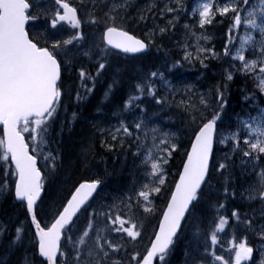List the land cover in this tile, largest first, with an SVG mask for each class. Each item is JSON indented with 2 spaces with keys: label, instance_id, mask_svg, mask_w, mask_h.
<instances>
[{
  "label": "snow or ice",
  "instance_id": "obj_1",
  "mask_svg": "<svg viewBox=\"0 0 264 264\" xmlns=\"http://www.w3.org/2000/svg\"><path fill=\"white\" fill-rule=\"evenodd\" d=\"M186 7V0H143L142 6L140 0H51L45 8L39 7L38 0H0V160L4 161L0 193L23 209V219L17 217L11 224L0 220V246L9 254L20 250L19 258L9 264H168L185 226L192 223L206 191L212 188L213 177L221 182L218 195L223 201L209 202L215 209L211 228L205 229L199 255L186 249L189 259L185 264H242L252 258L254 248L246 234L239 239L233 235L229 251L234 256L217 255L218 233L230 218L264 242V0L259 7L252 0H203L194 7L192 22L182 25L186 35L197 39L194 49L186 42L180 44L183 55L165 64L164 71L157 69L134 81L122 106L112 113L118 117L117 123L107 127L102 121L91 124L92 138L80 152L81 168L90 175L74 181L69 177L57 196L48 194L52 177L62 166L59 148H51L59 141H52L51 135L58 120L56 136L64 131L66 121L60 116L67 107L65 98L72 99L74 92L75 103L84 102L101 81L114 50L132 56L154 45L159 50L156 40L177 28ZM41 19L47 22L44 29L30 26ZM225 20L223 53L200 43L211 39L205 34L207 26ZM147 21L151 27L144 23ZM133 24L148 27L142 38L133 33ZM86 25L99 31V39H93L83 51L91 63H69L67 46L82 47ZM64 26L71 34L57 38ZM242 27L244 35L239 36ZM222 57L231 60L222 68L221 78L195 101L190 86L185 85V98L176 103L186 114L190 130L188 147H184L176 132L152 124V117L159 113H149L143 98L150 97L163 111L176 102L180 91L166 72L185 63L207 68L206 61ZM237 75L244 78L245 86L254 85L251 92L245 87L243 99L256 115L237 114L234 129L221 128L229 87ZM157 81L167 85L164 91ZM118 83L113 77L104 100ZM128 112L139 114L128 120L124 115ZM78 116V112L72 113L73 118ZM97 136L100 148L107 152L131 151L134 158L143 157V177L133 173L126 189L112 194L110 200L100 196L104 179L90 167ZM218 146L228 150L217 156ZM182 147L183 158L169 182L170 161ZM236 157L241 175L252 177L239 191L231 171ZM161 196H165L164 204L157 209L155 202ZM237 197L259 201V222L254 213L236 207L229 212L228 201ZM221 211L229 215H220ZM153 217L156 223L147 242L137 247L144 240L146 222Z\"/></svg>",
  "mask_w": 264,
  "mask_h": 264
},
{
  "label": "rangeland",
  "instance_id": "obj_2",
  "mask_svg": "<svg viewBox=\"0 0 264 264\" xmlns=\"http://www.w3.org/2000/svg\"><path fill=\"white\" fill-rule=\"evenodd\" d=\"M202 2H203V0H186L187 7L185 9V12L182 14V18H181V20L177 26V28H179V29L176 32V36L178 37L179 41H177V39L171 40L172 38H174L172 33L167 35L168 37H166L165 39H162L158 43H157L158 39L156 40V45H160L161 49H163L165 46L169 45L171 50L176 51V53H175L176 58L175 59H178L183 55V51H182L181 47L179 46L180 44L186 42L188 44H191L193 46V49H194V47L197 43L196 38L186 35L185 29L182 27V25L186 22L187 23L192 22V16H191V15H193L192 9ZM50 3H51V0H38V5L40 8L49 7ZM142 3H143V0H140L141 6H142ZM256 5H257V7H259L261 5V1H259ZM188 8H191V10L189 13H186ZM130 12L134 14V9H130ZM144 23H146L148 25V27H151V21H147ZM219 24L222 25L223 23H219ZM46 26H47V22L43 19L31 23V27L35 30H42ZM148 27H144L143 24L142 25H135V24L132 25V28L136 29L137 31H139L141 33L146 32L148 30ZM219 31L224 36L225 30L220 29ZM71 32L72 31L60 29V31L56 35H57V38H62V37H67L68 35L71 34ZM216 32H217V29L215 30L214 25L207 26V28L205 30V34L209 35L211 37V39L208 42L201 41L200 43L207 46V47H214L218 53H223L224 45L227 43V39L223 41V38H221L219 34H216ZM90 33H91V35L88 37L85 35L86 40L81 42L82 47H80V46L73 47L72 45L67 46V54L66 55H70L69 57H73V58L76 55L75 56L76 59H84L85 60V58H82L83 57V51L88 50V47L92 43L93 39H96V40L99 39V33H96L95 28H92L90 30ZM199 35H200V32H199V30H197V37H199ZM242 35H244L243 27L239 30V36H242ZM254 35H255V33H254ZM256 38L259 39V36L257 35ZM215 41H216V43H215ZM237 43H238L237 44V46H238L239 45L238 39H237ZM217 46L219 47L218 49H217ZM156 51L160 52V49L158 50V48H157ZM77 53H79V55H77ZM233 55H235L234 49H233ZM226 58L227 57H222V59H219V60L210 59V60L206 61V63L208 64L207 68L202 67L199 63L192 64V65L185 63L181 67L179 72H175V71H172L171 73L166 72V76H167L168 80L171 82V84L174 85L176 88L180 89V91L176 94L175 100L177 102H179L180 99L185 98L184 97V86L185 85L190 86V88H191V91L193 93L191 99H195L200 93L205 92L212 84H214L216 81L219 80L217 78H221V72H222V68L224 66H220V64ZM121 59H126V58H120L118 55H113V54L111 55V57H110L111 66H108L107 70L105 71L107 74H109V76L110 75L116 76V74L118 72L117 71V67L119 65L118 62ZM149 59H150V57H148L144 61L140 57H137V58L135 57V58H127L126 60L129 62V64H131L135 73H137L139 75V78H141V77L146 76L151 71L157 70L156 68L159 66L157 60L150 59V61H149ZM160 60L158 59V61H160ZM155 65H156V67H155ZM158 69L161 71H164L165 70L164 65ZM157 87L161 91H164L166 89L167 85H165L162 81H157ZM170 97H169V99H170ZM108 102L111 105H109V107L107 106V108H112L111 113L115 112L117 109H119L122 106V103H119L117 101L110 102L108 99ZM145 107L147 108V106H145ZM149 107L152 109V111H148L149 113H152V112H158L159 113L158 115L152 117V124L153 125H159L162 128H164L165 130L174 131L180 136L182 141H185V142L187 141L188 138L186 137L187 136L186 133L185 132L183 133L177 125L172 126V125H170L169 119L164 118V117L160 118V114H162L164 111H166L167 115L171 118V120H174L175 116H177L176 112L180 113L181 112L180 110L176 109V111H175V109H173V108H170V109L165 108L163 111H161L159 106H156L153 104L148 105V109H149ZM138 114H139L138 112H128V113H125L124 115L128 120H132L134 118V116L138 115ZM98 116H99L98 121H102V122L104 121L102 123L103 127H107L109 124H116L117 123L118 117H116V116L102 115L101 113ZM62 120H65L67 123V120L65 118H63ZM94 121H96V119L93 120V119H90V117L86 118L85 114L83 115L82 112L80 113V117L78 118L76 125L77 126L81 125L83 128L82 127H78V128L76 127L77 130L78 129L79 130L77 132L75 131V133L72 134L73 136L77 137V139H75V141H74L73 154L71 156H69V154L65 151L64 142H65L66 137L65 136L64 137H57L56 136L57 131L52 130L51 140L52 141L58 140L59 143L58 144L52 143L51 148L53 151H54L53 145H55L56 148H59L62 166H61L59 172L55 175V177H52L51 184H52L53 190L50 193H48L49 196H51V197L57 196L59 188L61 186L65 185V183L69 180V177L71 178V180L74 181V180L80 179L81 177H84L86 175H88V176L90 175L89 172L84 171L81 168L80 152H81L82 147L88 146L89 140L92 138V134L94 131V129L90 130V127L87 126L86 124H88V123L92 124ZM73 122H74V118L72 117L71 123H73ZM66 127H68V126H65L64 131L66 130ZM69 134H71V133H69ZM72 135H68V138H70V140L73 138ZM94 140H95V138H94ZM0 154H2V153H0ZM122 154H124V153H122ZM122 154L120 156L122 158H125L126 156L122 155ZM145 154H147V150H145ZM66 156L68 158H66ZM99 156H101V155L95 153V157L93 159H91V161H90V167L93 170H95L96 172H98L100 174V176L103 177V179H104V185H103V188L101 190L100 196L104 197L105 199L110 200L112 194L121 192L124 189H126V187L128 186L129 180L127 179L125 173H129L130 169L126 170L125 166H126V164H128V162L125 159L121 160L123 167L122 166L116 167V164L113 165V162L111 160H109L108 162H105V163L102 161V159L99 160V158H98ZM174 158L176 159L177 155ZM174 158L170 161V164H169V172H170L169 177H168L169 182L172 179V174L175 173V171H176L175 170L176 162L174 161ZM142 159H143V157H140L137 160L131 158V160L129 161V165H132L133 167L136 166L137 168L141 167L144 170V166L141 163ZM2 162H4V161L0 160V166L3 165ZM102 162H103V164H102ZM105 169H107V172H105ZM142 174L144 175V171L142 172ZM143 175L140 177H143ZM163 200H165V196H161L160 199H158L155 202L157 209H159V207L163 205ZM2 208H3V206H2ZM227 208L229 209V212H230L232 207H230V204H229V205H227ZM2 212L3 211L0 210V220L4 221L3 217H2ZM14 221H15V219H14ZM155 223H156L155 217L151 218L147 222L148 227H147L146 232H145L144 240L140 242V244L142 246H144V244L147 242L146 238H147L148 231L151 230V232H152ZM233 228H234V230L232 231L233 233H231L232 229L229 227V224H228L225 226V229L222 232L218 233V236H219L221 242H219L215 248L217 255H225L226 258H231L232 256H234V253H231L229 251V249L231 247L230 241L232 240L233 235H235L237 237V239H239L240 232L238 231L237 225H235V223H233ZM198 230H200V229H198ZM193 237H194V241H193L194 248L192 247V245L191 246L187 245L188 238L193 239ZM7 239L8 238L5 237V245L7 244ZM179 239L180 240H177L178 241V247H176V249L174 250L173 253L176 257L175 261L177 264H185V261L187 259H189V257L185 256L186 249L192 251L193 255H199L198 253L200 251H202V247H203V244H204L206 238H197L196 236H193V233L189 232L187 234H181ZM207 243L209 245H211L210 240H208ZM222 249H224V251ZM17 251L14 254H9L6 247L0 246V264H9L10 261L17 260L20 256V250H17ZM246 262L247 261H244V262H242V264H246Z\"/></svg>",
  "mask_w": 264,
  "mask_h": 264
},
{
  "label": "trees",
  "instance_id": "obj_3",
  "mask_svg": "<svg viewBox=\"0 0 264 264\" xmlns=\"http://www.w3.org/2000/svg\"><path fill=\"white\" fill-rule=\"evenodd\" d=\"M259 1H261V0H252V3H254L256 5ZM219 23L220 22L218 21L215 25V30L217 29L216 34H219L220 37L223 38V41H224L227 39L228 23H227V20H225L222 25ZM132 29H133V33H135L139 36L141 35V32L137 31L134 28H132ZM220 29L225 30L224 36H223V34L220 33V31H219ZM238 35H239V32H238ZM166 37H168V36H165L163 39H165ZM173 39L174 38H172L171 40H173ZM160 41H161V39H158L157 43ZM156 49H157V47L155 45L152 46L150 49V52L147 54H142L140 56V58L143 59L144 61L148 57H150V59L157 60L159 66L156 69L161 68L165 64H171L175 60L176 51L171 50L169 45L165 46L163 49H161V47H160L159 48L160 52H157ZM150 59H149V61H150ZM158 59H161V60L158 61ZM230 60H231V57H227L223 61L222 65L220 64V66H224L223 68L228 67V63ZM87 63H91V61H87ZM118 63H119V66L117 67V69L119 68V71L117 72V76H114V77L118 78L119 83L116 84L112 89V94L109 98L110 102L111 101L121 102L122 100L119 98L124 94H126V96H127L129 94V92L131 91V87H130L131 84L134 81H137L138 79H140L139 75L137 73H135L131 64H129V62L126 59H121ZM155 67H156V65H155ZM180 69H181V67L174 69L173 71L179 72ZM105 73H104L103 77L101 78V81L97 84L93 93L91 95H89L83 103L79 104V107L81 109L79 111H80V113L82 112L83 115L84 114H86V115H89V114L99 115L101 112H105L106 114L111 113L110 109H112V108H107V106L109 107V105H111V104L108 102V100L104 101L103 94H104L105 89L107 88V85L112 81L113 78H111V77L108 78L106 76L107 74H105ZM72 79H75L74 74L72 76ZM217 79H220V78H217ZM89 87H91V85H89ZM245 87H247L248 92H251L254 85L251 82H249L247 84V86H245L244 78L237 75L234 79V82L229 87V91L227 94L229 103L226 105L225 111L222 114V122L220 125L221 128H225V129L233 128L234 129L236 126L237 114H240L241 116H243L245 112H251L252 115H256V112L252 108L250 102L245 101L243 99V97L247 94V92L244 91ZM73 96H75L74 92H73ZM143 100H144V106H147V109H148V105H150V104L155 105L150 97H144ZM170 100H171V97H170ZM195 100H196V98L192 99V101H195ZM65 102L70 107H73V102H74L73 98L72 99L65 98ZM176 103H178V102L177 101L173 102L170 104L169 107H167L168 109L173 108V109H175V111H176V109L181 111L180 113L176 112L177 116H175V119L172 120V123H173V125H177L183 133L185 132L187 135L186 137L189 138L190 130H188V127H187L186 114L184 113L182 108H178L176 106ZM262 104H264V102H262ZM97 109H100V111H97ZM148 111H152V109L149 107ZM165 115H167L166 111H164L162 114H160V118H163ZM78 127H82V126L80 125V126H77V128ZM77 128L75 130L76 132L79 130V129L77 130ZM75 131H73V132L71 131L72 132L71 134H69L70 132H66L64 134V136L66 137L65 142H64V147H65V151L69 154V156H71L73 154L74 141H75V139H77V137L72 135L75 133ZM68 135H72L73 138L70 140V138H68ZM96 141H97V137H95L94 142H96ZM184 147H188L187 142H185V141H184ZM218 147L220 148V151L217 152V156L220 155L221 151H225V149H226L223 146H218ZM182 149H184V148H182ZM122 155H125L126 157L125 158L121 157V159L118 160L117 163H113V165L116 164V167L122 166V161H121L122 159H125L128 162V164H126L125 168H126V170L130 169V171H129V173H125V172L124 173L126 174V177L129 180L128 183H130L133 179V173H136V175L138 176V170L135 168L136 166L133 167L132 165H129V161L131 160V158H133V159H136V158H134L132 156L131 151L126 153V154L124 153ZM104 157H105L104 155H101L98 158H99V160L102 159V161H103ZM66 158H68V157L66 156ZM182 158H183V153L181 152L179 155H177L175 170L180 165V161ZM112 159H113V157H112ZM102 164H103V162H102ZM231 171H232V175L235 179V184L237 186L238 191L241 190L243 187H246L248 182L252 179V177L241 175L242 166H241L239 157L235 158V163H234V166L231 169ZM53 177H55V176H53ZM220 183L221 182L218 178L213 177L212 188L208 189L206 191L204 203L196 210V214H194L192 223L185 226V229H184L182 234H187V233L191 232V233H193V236H196L197 238H206L207 232L205 231V229L211 228V221H212L213 217L215 216V209L212 207L211 203H209V202H216L217 200L223 201V197L218 195V190L220 189ZM52 190H53V188H52V184H51L48 188V193H50ZM209 193H211V195H209ZM0 203H1L0 204V210L3 211L2 217L6 223L11 224L14 221V219H16L17 217L19 219H23L22 207L19 204H13L11 198H6V194L0 193ZM163 204H164V200H163ZM229 204H230V207H232V208L236 207L243 212H248L249 214L254 213L258 218L257 222H259V220H260L259 213L261 211V205H260L259 201L241 200L239 197H237L235 199L228 201L227 205H229ZM1 205L3 206V208ZM220 215H229V212L221 211ZM229 221L231 223H235V225L241 227L244 235L245 234L248 235L249 242H250L251 246H253L254 252H255V253L253 252L254 255L252 258H253V260L257 259L260 256V254L264 251V242L260 241L259 238L254 233L246 232L243 225H238L237 222H235L231 218L229 219ZM217 222H218V220H217ZM198 229H200V230H198ZM178 240H180V239H178ZM189 241L192 242L191 245L193 247L194 237H193V239L188 238L187 242H189ZM187 245L191 246V245H189V243H187ZM137 247L142 248L143 246L141 244H139V245H137ZM176 247H178V241L176 242V245H175L173 251L171 252L170 256L168 257V264H177L175 261L176 257L173 253L174 250L176 249ZM253 260L250 263L251 264H257Z\"/></svg>",
  "mask_w": 264,
  "mask_h": 264
},
{
  "label": "bare ground",
  "instance_id": "obj_4",
  "mask_svg": "<svg viewBox=\"0 0 264 264\" xmlns=\"http://www.w3.org/2000/svg\"><path fill=\"white\" fill-rule=\"evenodd\" d=\"M161 56V55H160ZM160 60V59H159ZM119 66V65H118ZM129 66V65H128ZM119 69V68H118ZM105 74H107V73H105ZM111 76V75H110ZM109 78V77H108ZM107 79V78H106ZM105 79V80H106ZM118 79V78H117ZM122 100V99H121ZM83 103V102H82ZM96 108V107H95ZM109 110V109H108ZM111 110V109H110ZM94 120V119H93ZM103 120V119H102ZM104 122V121H103ZM237 230V229H236Z\"/></svg>",
  "mask_w": 264,
  "mask_h": 264
},
{
  "label": "water",
  "instance_id": "obj_5",
  "mask_svg": "<svg viewBox=\"0 0 264 264\" xmlns=\"http://www.w3.org/2000/svg\"><path fill=\"white\" fill-rule=\"evenodd\" d=\"M148 51V50H147Z\"/></svg>",
  "mask_w": 264,
  "mask_h": 264
}]
</instances>
